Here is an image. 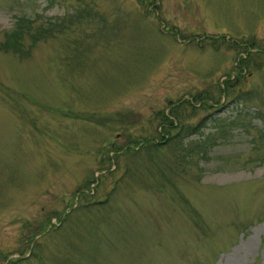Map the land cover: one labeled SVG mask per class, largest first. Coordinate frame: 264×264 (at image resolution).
Segmentation results:
<instances>
[{
  "label": "rangeland",
  "instance_id": "rangeland-1",
  "mask_svg": "<svg viewBox=\"0 0 264 264\" xmlns=\"http://www.w3.org/2000/svg\"><path fill=\"white\" fill-rule=\"evenodd\" d=\"M0 264H264V0H0Z\"/></svg>",
  "mask_w": 264,
  "mask_h": 264
},
{
  "label": "trees",
  "instance_id": "trees-1",
  "mask_svg": "<svg viewBox=\"0 0 264 264\" xmlns=\"http://www.w3.org/2000/svg\"><path fill=\"white\" fill-rule=\"evenodd\" d=\"M21 24H17L16 29H12L10 30L6 35H7V39L6 41L2 44L4 46H11L15 45V44H19L20 43V39L22 38V33L23 31L21 29H18V27H20Z\"/></svg>",
  "mask_w": 264,
  "mask_h": 264
}]
</instances>
